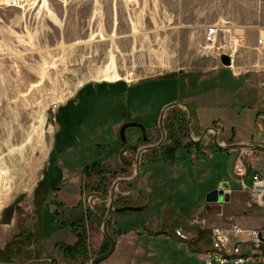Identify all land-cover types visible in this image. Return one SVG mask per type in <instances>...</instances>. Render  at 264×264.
Returning <instances> with one entry per match:
<instances>
[{"label":"rangeland","instance_id":"rangeland-1","mask_svg":"<svg viewBox=\"0 0 264 264\" xmlns=\"http://www.w3.org/2000/svg\"><path fill=\"white\" fill-rule=\"evenodd\" d=\"M215 26L218 32L212 44L207 41V31ZM263 30L264 0H0V249L19 230L34 229L37 222L35 200L45 190L48 180L55 183L52 177H60L57 171L47 177L53 164L59 166L62 173L59 191L55 192L57 198L69 208L81 200L83 209H86L84 201L88 198L93 209L103 217L114 181L134 174L136 150L132 155L127 153L128 158L133 159V165L123 167V173L119 172L123 165L118 155L104 158L103 166L118 173L113 179L105 180L108 191L102 199L96 187L104 182H100L95 174L87 176L83 171V166L91 163L95 147L78 148V152L69 148L52 161L57 153L56 145H61L57 137L60 107L69 101L77 103L82 88L91 86L96 91L101 83L119 81L126 87L138 86L172 74L176 76L172 80L175 98L178 96L180 101L191 102L195 110H206L208 121L216 119L210 126L214 124L219 129L216 135L221 144L226 143L221 131L223 127L230 136L233 129L235 139L264 142V101L256 87L255 72V64L261 59L256 48L257 38ZM230 37L236 42L233 61L236 75L219 60L223 43ZM160 89L149 94L154 102L162 100L168 91L162 86ZM140 97L149 100L147 94ZM107 100L110 102L104 106ZM118 102L116 96L105 98L100 95L93 97L89 105L103 110H111L112 105V109L117 110ZM172 110L186 112L184 106L176 105L165 110L164 116ZM149 126L152 127L148 131L150 142L140 147L151 146L161 137L156 122ZM117 128L115 122L95 126L90 130L88 141L115 139ZM202 130L190 129L191 136L198 138ZM209 132L208 143L204 141L198 148L200 153L206 154L204 149L212 146L211 136L215 133L209 130L207 134ZM181 139L184 143L188 141L186 137ZM168 142L165 139L164 143ZM86 151L90 152V157L82 159ZM180 151L175 159V169L162 162L150 164L132 185H142V176L145 178L150 171L154 179L146 180V186L151 187L153 193L168 189L175 202L187 198L192 202L191 206L179 211L181 213L169 208L157 214L159 205L152 197V202L142 213H112L111 227L124 232L116 238L111 257L98 264L201 263L186 243L163 233L157 236L150 233L178 231L177 236L191 240L197 229L209 228L211 233L212 223L220 224L213 218L208 220L209 223L202 221L209 215L201 207L207 187L197 182L210 172L197 167V156L194 158V154L181 151L180 157ZM147 153L140 155L139 163ZM67 155L73 158L65 159ZM227 161L224 151L215 152L210 168L216 176L209 180L208 186L215 185L220 175H228ZM258 164L255 167L264 173V164ZM246 167L251 168L250 161L240 154L235 161V173L241 174ZM189 173L194 174L191 183L190 176L187 177ZM252 173L245 181L246 185H250ZM171 174H176V178ZM158 177L165 183L158 184ZM233 188L244 195H240L242 203L245 200L251 202L253 208L249 209L253 211L256 203L248 196V187L241 190V184L233 181ZM129 192V186L118 184L114 199L121 196L123 201L138 205L146 202L145 194ZM51 195L49 192L50 199ZM224 206L236 215L246 213L243 208H237L235 212L227 204ZM184 212L186 216L182 214ZM256 212L264 213L262 210ZM47 217L45 212L43 254L38 264H50L47 258L52 256L56 242L75 241L74 234L67 228L46 223ZM196 217L198 220L194 221ZM166 219L173 222L168 225ZM223 220L226 224L230 222L226 218ZM132 224L135 226L131 231ZM226 224L223 226L227 227ZM86 226V256L75 261L57 260L55 264H87L98 254L104 238L101 224L92 217L86 220ZM139 228L143 229L140 231ZM235 240L230 236L228 251ZM28 248L32 250L34 246ZM29 255L23 263L12 264H33Z\"/></svg>","mask_w":264,"mask_h":264},{"label":"trees","instance_id":"trees-1","mask_svg":"<svg viewBox=\"0 0 264 264\" xmlns=\"http://www.w3.org/2000/svg\"><path fill=\"white\" fill-rule=\"evenodd\" d=\"M176 76L170 74L166 76H162L161 78H157L153 81L146 82L143 84H140L138 86H128L122 82H115L112 84H105L101 83L99 84V87H97V90L94 91L91 86L82 88L81 93L79 94L80 98L77 103L74 101H69L62 107H60V111L58 113V120L60 123V130L57 132V137L61 141V145H56L55 147V153L56 155L53 156L52 161L55 162L56 159H58V156L60 154H63L65 150H68L69 148L76 150L77 152L81 150L82 147H95V150L97 151L100 149V154L97 156L96 162H90L89 164H85L83 166L84 173L88 176L91 174H95L99 181L104 182L103 185L97 186L96 190L102 195V199L106 198L107 195V185L105 183V180L113 179L115 177V172L111 168H106L103 166V159L111 156L115 152L118 151L120 147L123 146L122 142L120 141H114L109 137L108 139L105 138H99L97 141H88L89 140V134L90 130L94 128L95 126H103L108 121H110V117L113 116L112 111V105L111 110H103L95 107H91L89 105V102L93 99V97H99L104 96L105 98L107 96H116L118 99V105L117 110H126L127 108L132 109L133 107H137L139 105L146 104V100L141 99L140 96L143 94H147L148 98H150L151 95L156 90H161L160 86L164 87L168 91L164 95V98L161 100L160 105L157 106L155 110H160L161 106L164 104L178 100L179 97L176 96V88L174 86V82L172 80ZM161 79H168L169 81L161 80ZM177 79V78H176ZM178 83V82H177ZM177 85V84H176ZM162 89V90H165ZM117 92L119 94L112 95L108 94V92ZM109 99V98H107ZM180 101V100H178ZM110 102V100H107L104 104L107 105ZM188 104V107L191 112L192 117V129L195 131H199L201 128L198 124H196L197 121V114L195 110V106L191 102H186ZM175 110L171 111V114H173ZM180 112V114L183 116V112L180 110H176ZM106 114V115H105ZM94 115L100 116V118H95ZM185 116L182 117V121L180 123H176L172 120V118L167 119V124L164 125L165 131H166V140H168V143H163L158 148L149 150L148 153L145 155V158L143 162L140 164V172H142L146 167L150 164L156 163V162H162L164 165L167 166H173L175 164V159L178 157V151L184 149L187 146L191 147H201L202 143L198 144H192L191 142H183L181 138L186 137V120L184 119ZM67 118L70 120V122L67 121ZM121 118V115H118L116 119L113 121H118ZM215 126L214 124H212ZM216 127V126H215ZM138 130V129H137ZM233 129H231V136L223 138V141L227 144L232 143V137H233ZM134 142L136 146L144 145V141L142 139V135L140 131L138 130V136H133ZM105 141V142H101ZM90 142V143H89ZM214 151H221L219 149H216L214 145L211 146ZM79 148V150H77ZM54 150V149H53ZM181 152V151H180ZM90 153V152H89ZM54 154V153H53ZM183 154V153H182ZM95 156V154L93 155ZM181 157V154H180ZM73 158V157H70ZM65 159H67L65 157ZM78 159V158H77ZM83 159V157H82ZM93 160V159H92ZM53 171H57L60 173V177L57 179L55 176L52 177V179H55V183H51L49 180L45 184V190H43L41 196L39 198H36L35 200V208L34 211L37 215V222L35 224L34 229H21L18 233L14 234L10 240L0 249V264H12V263H23L22 261L26 258L27 254H30L28 258H30V261L33 262V264H38L37 262L42 259L43 254V248H42V240L45 235L43 234V223H45L44 213L47 212V220L46 223L54 224V226L59 225L61 228H67L71 233L75 236V241L73 243H64V242H56L54 244L53 251L50 255L51 257H48L50 264H55L57 260H73L75 261L77 258L85 257L88 248H87V241H88V235H87V226H86V220L89 218L94 217L93 214L88 211V209H83L82 201L79 200L77 204H75L73 207H67L64 205V203L59 200L56 196L57 191H59L58 187L61 183V169L59 166L53 164L51 168H49L48 178L51 176V173ZM124 171V169L121 170V172ZM251 173V171H250ZM192 173H189L191 175ZM211 178L215 177L216 174L211 171L209 173ZM249 178V177H248ZM127 186L131 187L132 184H126ZM208 184L203 185L204 187H207L205 190H208L213 185L208 186ZM51 192V196H53L50 199V196H48V193ZM172 196V195H171ZM182 200L186 201V198H182ZM181 200V201H182ZM167 203H170L169 198L166 200ZM181 201L176 202V207L179 208L182 212L187 209V207L191 206L186 204H183ZM117 203H120L118 205H127L130 204L128 202H125L122 200V197H119L117 200ZM158 203L157 208V214H160V212H163L162 204ZM44 208H47L44 210ZM133 214V213H142V212H131L126 211L123 214ZM103 217V215H100ZM139 224L141 222L139 221ZM134 224H132L129 229L132 230L134 228ZM143 228H139L141 231ZM108 230L112 234V236L116 239L118 238L122 232L120 230H114L111 227L110 219L108 221ZM139 231V233H141ZM151 235L157 236L160 233H163L164 235L170 236L173 240H176L178 242L186 243L189 247V249L193 253H200V252H206L211 249V236H210V230L209 228H203V229H197V233L195 234V239L187 240L183 237L177 236L176 232L174 233H167V231L163 232H150ZM33 245L34 248L30 250L28 247ZM109 248V241L106 237H104L103 244L100 247L98 254L104 253ZM97 254V255H98ZM60 258H58V257ZM258 254L255 255L257 257ZM202 264V263H200Z\"/></svg>","mask_w":264,"mask_h":264},{"label":"water","instance_id":"water-1","mask_svg":"<svg viewBox=\"0 0 264 264\" xmlns=\"http://www.w3.org/2000/svg\"><path fill=\"white\" fill-rule=\"evenodd\" d=\"M220 62L223 66H229L230 65V59L226 54H222L220 56ZM176 105H182L187 110V113H188L187 137L191 143H193V144L199 143L209 129H213L215 132H217L216 128L207 127V128H204V130L202 131V134L200 135L199 138L193 139L191 136V133H190L191 116H190V109H189L187 103L172 101V102H169L168 104H166L162 107V109L160 111V116H159V126H160V129L162 131V137H161L160 141L154 145H151V146L140 147L137 150L135 173L131 178H121V179H117L114 181V183L112 184L111 189H110V191H111L110 201H109V204L107 206V210H106L104 217L101 218L99 216V214L91 207V205L88 202V199L85 200V204H86L88 210L94 215L97 222L99 224H101L103 233L109 241L108 250L102 254L94 256L90 261H88L87 264H98L99 262L107 259L115 250L116 239L112 236V234L108 230V221H109V217H110L112 212L123 213L126 211H141L145 206H147L151 202L152 195H151L150 191L146 188L138 186V187L134 188V190H132V192L133 193L134 192H144L145 194H147L148 199H147L146 204L140 205V206L124 205V206L114 207L113 204H114L115 188L118 184L131 182L138 176V173H139V157L143 151L157 148L158 146L163 144L164 139H165V131L163 130V124H162L163 115H164L165 110L169 109L170 107L176 106ZM128 126L140 127L143 138L144 139L146 138L145 137V129H144L143 125H141L139 123H135V122L125 123L121 126L120 131H119L120 138L123 140V142L125 141L124 130ZM212 142L217 149L230 151V156H229L228 161H227V171H228L229 177L235 181L245 180L249 174V170L247 171V174L244 176H239V175L235 174V172H234V163H235V160L239 157L241 150L264 152V145H261V144H248V143L221 144L218 142V138H217L216 134L214 135ZM125 149L126 148H123L119 153L121 159H122V153ZM128 163H131V162H128ZM229 188H230V181L229 180H225V181L222 180L221 182H219L217 184L216 188H213V189H211L205 193V197H204L205 202L206 203H215L217 201L227 202L229 200V194L225 191L229 190ZM208 207L209 206H207V210H208Z\"/></svg>","mask_w":264,"mask_h":264},{"label":"crops","instance_id":"crops-1","mask_svg":"<svg viewBox=\"0 0 264 264\" xmlns=\"http://www.w3.org/2000/svg\"><path fill=\"white\" fill-rule=\"evenodd\" d=\"M233 75H236V74L234 73ZM200 108L203 109V107H199V109ZM254 110H261V109L260 108H254ZM205 111L206 110H196L197 121H198V124H199V126L201 128H205L206 126H209L210 123H211V121L216 120V119H211L210 121H208L207 118H206L207 116H205V113H204ZM257 113H259V111ZM204 116H205V119L203 120L202 117H204ZM221 131H222V134L225 137H230V135L225 132L224 127L221 129ZM209 134H210V132L208 134H206V135L208 136ZM233 137H234V135H233ZM208 138H209V136H208ZM235 138L236 137H234V142L233 143H248V144H261V145H264V142L263 141H260V140L259 141H253L251 139L250 140H246V139H235ZM206 142L208 143V139L206 140ZM204 151H205L206 154L200 153V151H197L195 153L194 150L192 151V153H194V155L198 157L197 159H199V162H198V166L197 167L200 170H202V171H206V172H210L211 173L212 169L210 168V166H211L210 164H213L214 163V156H215V152L216 151H214L213 149H211L209 146H208L207 150L204 149ZM222 151H224V153L226 154V161H227V159L229 158V152H225V150H222ZM258 153L259 154H257L256 152H253V151L252 152H248V150H246V151L243 150V152L241 154H242L243 158H245L247 156V160L250 161V166H251L252 169H254V170L251 169V171L257 172V173H259L261 175H264V173H262L258 168L255 167V165L258 164V163L259 164H264V152L258 151ZM172 168L174 169L175 167H172ZM170 176H174V178H176V174H171ZM221 176H223V175H220L219 177H217V179L220 180L221 179ZM142 179H143L142 186L145 187V188H147L149 191L152 192V188L149 187V186L148 187L146 186V180H148L150 182V180H153L154 179V176L151 175L150 171H148L147 174L145 175V178H143V176H142ZM157 182H158V184H164L165 183V180H163L161 177H158ZM169 191L170 190L166 189V191H164V192H166V194H164V192L161 191L160 189L156 193H153L152 192L153 197H155L154 200H156L155 202L159 201V203H161L163 201V204H162L163 210L164 209L166 210V209L172 208L176 212L181 213L182 211L179 210V208L176 207V205H175L176 202L174 201V197L171 196V193ZM228 193H229V196H230L229 197V201L225 203V204H227L228 208L230 210H235V212L237 211V208H243V210H246V213L245 214H241V215L240 214H237L236 215L234 213H231V211L230 212L227 211L226 208H225L223 210V216L226 217L228 214L229 215H232L234 217V222H236L237 225L240 228H242V229H253V228H256V227H258L260 225H264V213H258V212H256L257 210L264 211V206L259 205V204H256L254 206L256 210L255 209L253 211L250 210L249 208H251V207L253 208V206L251 205L250 202H247L248 200H245L243 203L241 202L240 195L242 197L244 195L240 192L239 189H236L235 190L233 188V182H230V189L228 190ZM248 196H249V194H248ZM168 198H169L170 203H167V201H166ZM217 208L218 207L216 206V204H213L211 206V209H209V212H206V213H209V215L208 214L206 215V217H205L206 218L205 219L206 221L205 222L209 223L208 220L210 218H213V221L216 219L218 221V223H220L218 225H222L223 226L224 224H226V222L223 220L222 216L219 215V213L217 211ZM218 210H219V208H218ZM167 211H169V210H167ZM179 211H181V212H179ZM211 211L212 212H215V213L214 214L213 213H210ZM248 212H251L254 215H248L247 214ZM182 214L185 215V212L182 213ZM242 216H244V217L242 218ZM221 221H223V223ZM165 222L168 223V225H169L173 221H171L170 219H166ZM216 224H217L216 222H213L212 223V225H216ZM237 238H238L240 244L238 245V251L236 252V255L243 254L245 256L246 255L247 256H255L258 253L256 249L250 248L246 244H244V246L242 245V243H244L247 240L246 234H240ZM103 240H104V238H103ZM250 249H251V251H250ZM111 255L109 257H111ZM195 256L197 257L196 254H195ZM197 259H198V257H197ZM245 264H263V263L257 262V261L256 262H253L252 260H249Z\"/></svg>","mask_w":264,"mask_h":264},{"label":"built area","instance_id":"built-area-1","mask_svg":"<svg viewBox=\"0 0 264 264\" xmlns=\"http://www.w3.org/2000/svg\"><path fill=\"white\" fill-rule=\"evenodd\" d=\"M217 32L218 28L216 26L209 28L207 32V40L214 43ZM223 44V53L228 54L233 61L236 52L235 39L230 37L228 40H225ZM256 48L258 52L261 53V59L255 64V71L261 75L257 87L261 90L262 98L264 100V30L259 32ZM242 187H248L253 202L264 205V176L259 173H254L250 185L246 186L242 183ZM228 219L230 220L229 227H219L215 225L211 228L212 249L209 252L201 254L204 264H245L249 260H255L264 264V225L253 229H242L237 223L234 221L232 222V217H228ZM240 234H246L247 240L244 243L250 248H254L258 251V256L256 258L236 255L238 245L240 244L237 237ZM230 236L236 238V240L232 245V248H229L228 251L227 242Z\"/></svg>","mask_w":264,"mask_h":264},{"label":"flooded vegetation","instance_id":"flooded-vegetation-1","mask_svg":"<svg viewBox=\"0 0 264 264\" xmlns=\"http://www.w3.org/2000/svg\"><path fill=\"white\" fill-rule=\"evenodd\" d=\"M160 102H161V100L160 101H158V102H154V98L152 97V96H150V98H149V100L146 102V104H143V105H139V106H137V107H133L132 109H130V108H127L126 110H111L112 111V114H113V116H111L110 117V121H108V122H114L113 120L114 119H116L117 117H118V115H121V118L118 120V121H115V124H118V128H117V132H116V136H115V139L113 138L112 140L113 141H120V142H122V144H123V146L122 147H120L119 149H118V151L117 152H115L114 154H116V155H118V159L122 162V168H121V170L123 169V167H126V166H132L133 165V159L132 158H128V156H127V153H129L130 155H132V153H134L135 152V150H136V155H137V150L140 148V146H136V144H135V142H134V139H133V136H134V131H135V136H138V130L140 131V133H141V135H142V132H141V129H140V127H138V126H128V127H126L125 128V130H124V137H125V141L123 142V140L120 138V134H119V131H120V128H121V126L123 125V124H125V123H131V122H135V123H139V124H141V125H143V127H144V129H145V139L143 138V136H142V139H143V141H144V143L146 144L149 140H150V135H149V130L150 129H152V127L150 128V124H155V122L157 123V126H158V129H160V126H159V116H160V111L161 110H155L156 108H157V106H159L160 105ZM162 107V106H161ZM161 109V108H160ZM106 115V114H105ZM179 115V113H178V111H174L173 112V114H170V113H168L166 116H164L163 115V119H162V124H163V130L165 131V126L164 125H166L167 123V119H169V118H172V120L174 121V122H176V123H180L181 121H182V117L183 116H185L184 117V119L186 120V125H187V117H188V113H187V110H186V112H184V114H183V116L182 115H180V116H178ZM190 116H191V112H190ZM94 117L95 118H100V116H98V115H94ZM67 121L68 122H70V120L67 118ZM154 121V122H153ZM107 124V123H106ZM196 124H198V121H196ZM199 125V124H198ZM191 128V130H193L192 129V117H191V126H190ZM138 129V130H137ZM203 129V128H202ZM60 130V127H59V129H58V131ZM57 131V132H58ZM160 131H161V129H160ZM202 133V132H201ZM201 135V134H200ZM59 137V136H58ZM161 137H162V131H161ZM161 137L158 139V141L157 142H155V144L156 143H158L159 141H160V139H161ZM165 137H166V132H165ZM186 138H187V140H188V137H187V126H186ZM106 139H108V138H106ZM166 139V138H165ZM165 139H164V141H165ZM208 139V136L206 135L205 137H203L202 138V140L199 142V143H203L204 141H206ZM212 139H213V136H212ZM189 141V140H188ZM150 142V141H149ZM187 142V141H186ZM190 142V141H189ZM164 143V142H163ZM162 145V144H161ZM159 147V146H158ZM157 147V148H158ZM123 148H126L124 151H123V153H122V159L120 158V155H119V153H120V151L123 149ZM192 148V149H191ZM183 150V152H188L189 154H194V153H192V151L194 150V152L196 153L197 151H198V147H191V146H187V147H185L184 149H182ZM146 151H149V150H146ZM143 152H145V151H143ZM142 152V153H143ZM142 153L140 154V155H142ZM100 154V149H98L96 152H95V156H91V157H93V160H91V162H96V160H97V156ZM114 154H112V155H114ZM136 155H135V159H134V165L136 164ZM195 156V155H194ZM87 157H90V153H88L87 151H86V155H84L83 156V158H87ZM66 158H70V155H67L66 156ZM108 158V157H107ZM104 160V159H103ZM139 160H140V157H139ZM143 160H144V157L143 158H141V161H140V163H139V167H140V164H141V162H143ZM128 162H131V163H128ZM176 164H174L173 166L174 167H176L175 166ZM175 169V168H174ZM121 170L119 171L120 173H123V171L121 172ZM114 174H115V176H117V173H118V171L117 170H115L114 169ZM134 173H135V168H134ZM139 173H140V171H139ZM138 173V174H139ZM134 175V174H133ZM132 175V176H133ZM122 176V175H121ZM132 176H130V177H124V178H131ZM190 176V183L192 182V177H194V174H192V175H188L187 177H189ZM185 178V182H186V180H187V183L189 182V178ZM138 178H139V176H137L133 181H135V180H138ZM121 179V178H120ZM211 179V176L208 174V175H204V176H202V180H198V182L197 183H200V184H202V185H206V184H208L209 183V180ZM227 178H223V177H221V179L220 180H218L217 182H216V184H215V186L214 187H212V188H209L208 190H206V192L207 191H209V190H211V189H213V188H216L217 187V184L219 183V182H221L222 180H226ZM133 181H131V182H128V183H121V184H133ZM210 184V183H209ZM140 187H143L142 185H139ZM126 187H127V185H126ZM136 187H138V185H132L130 188H131V192H129V193H133L132 192V190H134V188H136ZM143 188H145V187H143ZM205 192V193H206ZM134 193H136V192H134ZM141 193H143V194H145L144 192H141ZM205 193H204V196H203V200L201 201V204H202V208L204 209V210H207V206H209L208 207V210L209 209H211V206L213 205V204H216V205H218V203H206L205 202V200H204V197H205ZM120 194H122V192L120 193ZM123 194H125V193H123ZM126 195V194H125ZM146 195V202H147V199H148V197H147V194H145ZM121 197V196H120ZM153 199V198H152ZM117 200H118V198H117ZM117 200L116 199H114V204H113V206L114 207H119V206H121V205H118L117 204ZM146 202L145 203H142L141 205H144V204H146ZM152 202V201H151ZM150 202V203H151ZM183 204H186V206H188V205H191V203L192 202H190V200H188L187 198H186V201H184V200H182L181 201ZM149 203V204H150ZM149 204L147 205V206H145L144 208H143V210L142 211H144V209L146 210V208H148V206H149ZM127 205H135V206H139L138 204H136V203H131V204H127ZM122 206H124V205H122Z\"/></svg>","mask_w":264,"mask_h":264},{"label":"bare ground","instance_id":"bare-ground-1","mask_svg":"<svg viewBox=\"0 0 264 264\" xmlns=\"http://www.w3.org/2000/svg\"><path fill=\"white\" fill-rule=\"evenodd\" d=\"M43 1H44V0H43ZM112 65H114V61H112ZM114 72H115V71H114ZM115 73H116V72H115ZM114 76H117V75L114 74Z\"/></svg>","mask_w":264,"mask_h":264}]
</instances>
